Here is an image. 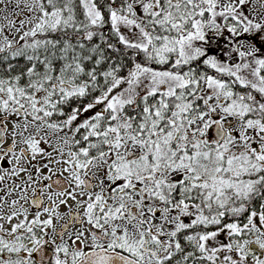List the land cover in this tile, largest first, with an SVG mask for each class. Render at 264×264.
Wrapping results in <instances>:
<instances>
[{"label": "snow or ice", "instance_id": "snow-or-ice-1", "mask_svg": "<svg viewBox=\"0 0 264 264\" xmlns=\"http://www.w3.org/2000/svg\"><path fill=\"white\" fill-rule=\"evenodd\" d=\"M0 264H264V0H0Z\"/></svg>", "mask_w": 264, "mask_h": 264}]
</instances>
